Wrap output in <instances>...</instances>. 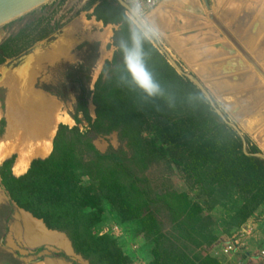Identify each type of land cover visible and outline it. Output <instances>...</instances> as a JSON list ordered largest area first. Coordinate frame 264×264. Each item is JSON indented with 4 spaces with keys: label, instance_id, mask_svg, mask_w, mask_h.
<instances>
[{
    "label": "trees",
    "instance_id": "1",
    "mask_svg": "<svg viewBox=\"0 0 264 264\" xmlns=\"http://www.w3.org/2000/svg\"><path fill=\"white\" fill-rule=\"evenodd\" d=\"M92 6L98 21L117 25L112 58L104 61L93 89L85 86L82 76L74 78L78 93L71 116L76 124L60 123L50 153L33 158L20 175L12 173L15 155L4 159L0 186L13 205L65 234L74 252L89 264H131L113 236L94 231L108 209L119 223L137 221L141 232L151 237L148 264H220L201 252L219 238L217 231L208 229L224 208L215 202V194L228 186L243 197L235 211L241 223L254 212L262 213L264 160L243 153L236 132L150 38L143 40L141 51L158 91L149 95L138 87L125 64V46L132 48V34L140 28L116 0H89L88 9ZM56 27L42 17L23 25L0 42V64ZM82 69V65L76 68ZM79 115L87 123L85 130L77 125ZM152 127L156 135L144 136ZM113 131L124 147L100 151L93 140ZM245 140L249 152H260L247 136ZM166 149L170 162L191 181L200 198L188 188H152L145 174L148 160ZM213 197V204L205 206Z\"/></svg>",
    "mask_w": 264,
    "mask_h": 264
},
{
    "label": "rangeland",
    "instance_id": "2",
    "mask_svg": "<svg viewBox=\"0 0 264 264\" xmlns=\"http://www.w3.org/2000/svg\"><path fill=\"white\" fill-rule=\"evenodd\" d=\"M88 1L48 0L36 7L35 10L33 9L34 12H31V10L20 16L22 18L17 17L0 25V42L10 34L15 33L23 25L39 17L49 20L52 25H57L56 29L46 37L33 43L24 52L8 58L0 64V139L4 137L6 132L9 107H14L17 104L16 100L25 94H41L51 97L50 99L55 106L51 113L52 119L54 115L65 114L71 118V122L67 124L58 122L56 129L60 123L69 126L76 124L71 116L78 93V84L74 82V78L77 75L82 76L85 86L93 89L104 61L111 59L115 50L112 45V34L117 25L104 24L102 21H98L93 15V6L88 9ZM209 2L213 4L211 12L216 16V21L214 22L209 18V11L206 7H204V15L206 22L216 32V39L213 42L222 41L223 44L232 45L236 50L239 66L244 67V69L241 67L240 69L249 73L252 72L255 84L253 83L251 87L240 86L233 91H216L210 83L216 79L226 77L225 75H218L216 69L210 70V74L214 75L215 73V76L201 77V81L203 83L209 82L205 87L210 90L219 108L230 121L238 126L244 137L247 136L264 154V114L261 121L254 126L246 125V120L249 117L263 111L261 106L264 101L261 100L260 103L249 109L243 106V99H247L255 91L264 90V55L260 54L264 53V33L258 35V43L255 49L248 48L253 55L254 61L252 63L242 55L228 37L230 26L237 27V31L234 32L237 36L241 34L243 35L242 38L247 37L245 43L257 36V23L264 14V0H209ZM161 6L157 8L159 10L166 8ZM178 11L179 9L175 7L169 14L168 21H170V25L174 24V17H180ZM142 19L153 28L145 16ZM247 26L248 28H246ZM105 31L109 33L106 39H104ZM168 31L171 30L168 29ZM250 32L252 33L250 34ZM157 39L165 47L164 38L159 36ZM236 39L239 41L238 37ZM57 41L65 43V48L57 52L58 55L55 53V58L58 57L59 59L44 58L43 52L52 50V46ZM166 50L181 65L179 55L171 49L166 48ZM28 57L34 58L30 74L24 72L26 69L25 61ZM89 64H92L89 73L90 79H86L85 74L88 73ZM79 65H82L83 69L77 72L76 68ZM187 71L190 72V70ZM238 74L229 78L231 80L237 78L236 80H238ZM7 84H9V90ZM54 93H61L63 98ZM88 109L91 117L94 118V105L91 101L88 103ZM79 118L80 123L77 125L81 130H85L87 123L82 120L81 115H79ZM153 135H156L153 127L144 133L146 137H152ZM93 142L102 152L110 147L115 149L124 147V143L119 140L116 131L106 135H98ZM13 154L17 155L13 150L8 157ZM169 154L170 150L166 149L164 152H159L149 158L145 174L152 188H188L190 193L192 192L193 195L200 198L201 195L193 189L194 185L191 184V181L185 179L179 168L170 162ZM36 157L38 156L32 157L31 160ZM215 197L217 198L213 197L204 204L205 206L211 205L215 199V202L224 206L220 210L221 214L218 212V220L213 221L208 228L217 231L219 238L212 245L201 249V252L216 257L220 264H263L264 259L250 255L264 249V208L261 214L255 213L251 222L242 225L235 211L236 207L242 202L243 197L237 196L234 190L228 186L221 187ZM20 214L21 212H18L17 207L8 200L0 186V264H46L47 262L89 264L73 249L69 253L53 244L30 243L26 238L19 217ZM94 231L96 233H109L113 236L123 252L130 257L131 264H148L151 260L153 245L151 237L141 232L137 221L119 223L108 209L104 221ZM232 238L237 239L241 244L240 252L230 253L224 251L225 241ZM245 249L250 251L247 256L243 252Z\"/></svg>",
    "mask_w": 264,
    "mask_h": 264
},
{
    "label": "bare ground",
    "instance_id": "3",
    "mask_svg": "<svg viewBox=\"0 0 264 264\" xmlns=\"http://www.w3.org/2000/svg\"><path fill=\"white\" fill-rule=\"evenodd\" d=\"M185 1L187 2L189 0ZM172 3V0H164L159 6L162 4L163 7L168 9L169 5ZM166 8L161 10L157 8L152 13L145 15L146 20L152 24L156 22H166V19H168V10ZM257 31V36L251 38V40L246 43L247 47L250 49L256 48L259 38L258 35L264 33V14L259 18ZM108 36L109 33L105 31L104 39L108 38ZM260 54L264 55V53ZM240 67L242 68V66H237L239 71L244 69V67L242 69H240ZM236 71L234 70V72ZM238 76V80H236L237 78L231 80L230 78L225 77L216 79L210 84H212V87L216 91L225 92L233 91L240 86L251 87L255 81L252 72L249 73L243 70ZM206 84H209V82H206ZM261 100L264 101V90L255 91L247 99H243V106L244 108L249 109L260 103ZM16 101L17 104L15 102L16 105L14 107L10 106V109H8L6 132L4 137L0 139V163L11 151L14 150L17 157L13 171L18 174L23 173L27 169L32 157H44L50 152L52 147L51 140L57 123H70L71 118L65 114L54 115V118L52 119L51 113L55 106L52 100L45 95L25 94ZM261 107L263 108L262 112H259L246 120L247 126L252 127L261 121L264 114V103H262ZM19 217L25 230L26 238L30 243L44 242L61 247L69 253L72 252L70 242L62 232L47 229L41 220L32 217L27 212L21 211ZM46 264L63 263L47 262Z\"/></svg>",
    "mask_w": 264,
    "mask_h": 264
},
{
    "label": "crops",
    "instance_id": "4",
    "mask_svg": "<svg viewBox=\"0 0 264 264\" xmlns=\"http://www.w3.org/2000/svg\"><path fill=\"white\" fill-rule=\"evenodd\" d=\"M172 1L173 3L170 4L168 8L167 21L166 22H156L154 23L155 25L152 23L150 24L153 26L155 30L158 31L159 36L164 38L165 43H166L165 47L167 49L173 50L175 53L179 55V59H180V63L182 67L184 69L190 70V72L193 73L200 81H201V77L215 76V73L214 75L210 74V70H215V69L217 70L218 75H225L228 78L232 75L236 76L238 73H241L243 70L239 71L237 69V66L239 64L236 58L237 54H236V50L234 49V47H232V45H229V44H223L221 43L222 41L213 42L216 39V35H215L216 32L205 20L204 7H206V5L204 3V0H189L187 2L185 0H172ZM207 2L209 5V7H206V9L209 11L208 16L210 19H212V21L215 22L216 16L214 15V13L211 12L213 4L212 2L210 3L209 0H207ZM175 7L179 9L178 12H179L180 17L179 18L174 17L173 18L174 24L170 25L169 24L170 21H168L169 14L174 10ZM154 9H152L150 12H152ZM248 26L246 28H248ZM168 29L171 31H168ZM229 29H230V32L228 33V37L232 41L233 45L237 47V49L242 53V55L250 63H252L254 61L253 55L249 51L245 43L247 37L242 38L243 35L241 34L237 36V34L234 33L237 31V27L234 28L233 26L232 27L230 26ZM251 33L252 32H250V34ZM237 37L239 38V41H237L236 39ZM218 38L221 39L220 36H218ZM64 46H65V43H61V41H57L52 46L53 48L52 50L48 52L47 51L43 52V57L44 58L53 57L52 58L53 60L59 59L58 57L55 58L56 57L55 55L57 54V52H60L63 48H65ZM210 52H211V55H210ZM33 59H34L33 57H28L26 59L25 61L26 69L24 72H28L29 74L31 73L30 71H32ZM19 70H22V69H19ZM234 70L235 71L237 70L238 72L237 71L234 72ZM201 82L203 83V81ZM203 84L206 86L205 82ZM7 87L9 90V84H7ZM208 91L210 92L209 89ZM47 97L51 98L49 96ZM55 131H54V134H55ZM8 156H6L4 159L8 158ZM16 157L17 155L15 156L14 162L12 164V173L14 175H20L22 173L17 174L13 171ZM17 210L18 212L24 211L21 208L19 209L18 207H17ZM255 213L257 212H254L250 217H248L247 220L242 223V225L243 224L245 225L248 222H251L254 219ZM242 230H244V228H242ZM243 252L247 256V254L250 251L245 249ZM233 256H236V255H233Z\"/></svg>",
    "mask_w": 264,
    "mask_h": 264
},
{
    "label": "water",
    "instance_id": "5",
    "mask_svg": "<svg viewBox=\"0 0 264 264\" xmlns=\"http://www.w3.org/2000/svg\"><path fill=\"white\" fill-rule=\"evenodd\" d=\"M48 0H0V25H3L23 14L35 9L36 7L42 5ZM116 2L125 10L127 15L134 21V23L140 28L141 25H148L142 17H140L127 3L123 0H116ZM206 7H209L207 0H204ZM149 26V25H148ZM150 27V26H149ZM151 28V27H150ZM153 45L162 53L167 59L168 63L174 68V70L184 78L188 79L192 84H194L197 89L203 94L205 99L208 101L209 105L217 113L220 119L225 125L230 127L239 136L242 143V151L246 155H251L264 160V154L261 152H249L246 149V140L238 126L230 121L228 117L219 108L211 93L205 87V85L191 72L185 70L163 47L157 38H150ZM15 205V204H14ZM15 207H17L15 205ZM47 228V227H46ZM48 229V228H47ZM51 230V229H50ZM56 231V230H54Z\"/></svg>",
    "mask_w": 264,
    "mask_h": 264
},
{
    "label": "clouds",
    "instance_id": "6",
    "mask_svg": "<svg viewBox=\"0 0 264 264\" xmlns=\"http://www.w3.org/2000/svg\"><path fill=\"white\" fill-rule=\"evenodd\" d=\"M148 38H159V34L157 30L146 24L133 32L132 48L125 46V64L137 86L151 95L158 91V85L154 83L151 74L146 69L141 51L143 40Z\"/></svg>",
    "mask_w": 264,
    "mask_h": 264
},
{
    "label": "built area",
    "instance_id": "7",
    "mask_svg": "<svg viewBox=\"0 0 264 264\" xmlns=\"http://www.w3.org/2000/svg\"><path fill=\"white\" fill-rule=\"evenodd\" d=\"M123 1L127 3L140 17H143L164 0H123ZM224 245H225L224 247L225 252L236 253L241 251V244L235 238L226 240ZM250 256L264 259V249H261L257 253L251 254Z\"/></svg>",
    "mask_w": 264,
    "mask_h": 264
}]
</instances>
